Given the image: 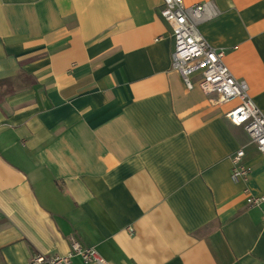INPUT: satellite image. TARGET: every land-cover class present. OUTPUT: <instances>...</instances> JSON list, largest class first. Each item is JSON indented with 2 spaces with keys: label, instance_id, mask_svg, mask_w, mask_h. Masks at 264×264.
I'll return each instance as SVG.
<instances>
[{
  "label": "crops",
  "instance_id": "crops-1",
  "mask_svg": "<svg viewBox=\"0 0 264 264\" xmlns=\"http://www.w3.org/2000/svg\"><path fill=\"white\" fill-rule=\"evenodd\" d=\"M206 1L199 30L264 112V0H184ZM161 5L0 0V264L73 238L108 264H264L245 192L264 197V154L227 117L239 99L186 86Z\"/></svg>",
  "mask_w": 264,
  "mask_h": 264
},
{
  "label": "built area",
  "instance_id": "built-area-1",
  "mask_svg": "<svg viewBox=\"0 0 264 264\" xmlns=\"http://www.w3.org/2000/svg\"><path fill=\"white\" fill-rule=\"evenodd\" d=\"M160 14L174 40L173 66L181 71L186 86L192 89L198 85L216 102L239 99L240 103L227 117L242 126L250 141L264 154V112L253 100L247 80L235 76L229 68L226 51L210 44L199 30L202 21L220 14L217 5L212 1L186 5L184 0H162ZM244 155V148H239L232 156L234 181H245L251 174V166L243 162ZM245 192L250 206L264 200L263 196L250 194L248 188ZM73 256H80L85 263L108 264L96 248L84 246L77 238L72 239L68 254L38 252L31 256L30 264H72Z\"/></svg>",
  "mask_w": 264,
  "mask_h": 264
}]
</instances>
